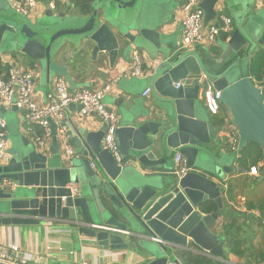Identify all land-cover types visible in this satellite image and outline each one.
<instances>
[{
	"label": "water",
	"instance_id": "obj_1",
	"mask_svg": "<svg viewBox=\"0 0 264 264\" xmlns=\"http://www.w3.org/2000/svg\"><path fill=\"white\" fill-rule=\"evenodd\" d=\"M113 1L122 7H133L137 0ZM219 1L203 0L206 24L217 17ZM223 1L228 5L232 2ZM97 5L83 26L55 32H49V28L56 26L57 20L55 24L32 27L0 16V46L41 61L48 75L52 69L59 72L54 51L67 35L90 38L95 42L93 53L108 52L111 62L118 56L119 37L160 48L159 24L146 13L137 19L135 29L139 34L134 35L114 12H105L101 22ZM258 45L264 46V5L232 32L222 57L230 60L238 55L235 61L209 78L214 88L222 91L221 99L238 128L240 148L253 142L264 150V91L248 75L245 64ZM169 65L154 75L155 90L160 95L158 105L132 112L116 132L121 155L129 163L120 164L102 146L106 124L98 132L70 128L78 152L85 156L71 161L61 157L56 129L51 156L26 141L14 145L8 159L0 160V226L40 225L56 220L72 227L75 236L95 240L105 250H127L131 242L137 241L154 256L146 264H190L191 260L184 258L185 252L208 256L213 264H232L226 259L223 238L211 231L218 214L206 215L198 209L219 189L210 176L223 178L231 172L229 166H223L208 152V145L218 143V131L201 97L204 82L179 88L174 85L200 72L202 64L194 55H183ZM10 111L19 109L16 105L1 108L2 113ZM50 121L55 128L54 120ZM176 149L189 165L202 171L194 170L180 178L171 171L156 170L169 167L167 163L173 161ZM136 161L151 172L143 174ZM71 183L77 185L78 193ZM216 201L221 208V198ZM129 230L128 243L124 232Z\"/></svg>",
	"mask_w": 264,
	"mask_h": 264
},
{
	"label": "crops",
	"instance_id": "obj_2",
	"mask_svg": "<svg viewBox=\"0 0 264 264\" xmlns=\"http://www.w3.org/2000/svg\"><path fill=\"white\" fill-rule=\"evenodd\" d=\"M50 1L40 0L38 11L33 18H26V20L10 7L8 0H0V16L21 20L29 26L38 27L47 26L53 22L55 24L56 20L51 18L61 17L64 14V17H69V22L56 28H78L89 20L95 10V4H98L101 22H104L105 12H114L116 18L125 21L132 28L131 32L134 35L139 34V31L135 29L137 19L141 14L146 13L148 17L152 18L151 20L159 24L158 31L161 35V43L160 48L149 42L143 46L137 41L133 42L124 37H119L118 56L114 62H111L108 52L93 53L95 42L90 38L67 36L63 39L62 45L54 51L53 60L60 69L59 72H53V76L47 74L45 65L41 61H34L16 50L0 46V63L2 66L9 67L10 64H18L19 60L26 62V65H22L23 68L34 72L36 97L43 104L47 102L48 92L54 88L55 83L61 77L68 81L71 92L82 88L93 90L108 88L103 101L118 114L119 126H121L125 124L126 117L132 112L147 110L149 107L158 105L160 95L155 90L154 75L158 70L162 69L163 71L167 63L171 64L170 67L183 55L196 56L203 69L187 76L186 79L180 80L185 82L184 86H193L198 82L199 74L206 73L208 76L219 74L238 56L230 60H225L222 57L232 33L227 36L221 34L216 42L210 46L195 45L182 48L181 17L176 12L180 6L179 0H137L133 7L119 6L113 0H93L92 11L88 14H80L73 0H56L55 8H51ZM259 4L258 0H232L231 4L228 5L220 0L216 6L218 15L211 21L217 22L221 14L229 16L232 18L233 32L237 27L243 25V22L251 16L252 12L260 10L262 5ZM55 31L56 29L53 30V32ZM137 38L139 39V37ZM262 49L264 46L258 45L256 52ZM135 54H139L141 58L142 73L140 76L128 75L127 73L130 66L137 64L134 58ZM253 54L248 57L245 63L246 69L248 75L264 90V78L262 80L256 79L249 72ZM164 62L165 65H162ZM34 67L36 69H32ZM192 76L193 78H191ZM147 88H150V93L145 95ZM201 97L203 99L202 90ZM73 105L72 107L69 106L66 111L68 134L71 143L76 148L75 157L84 158L83 153L77 150L76 143L73 141L74 135H72L70 128L77 130V128L83 127L87 131L98 132L105 123L98 116L91 119L81 118L79 106ZM204 106L218 131V143H212L207 147L209 155L216 161H220L223 166H229L227 168L231 172L225 174L223 178L215 175L210 176L219 189L216 193H211L208 199L203 200L198 209L206 215L218 214V218L211 226V231L214 235L223 238V249L229 262L232 264H264V228L262 224L264 213L260 209L261 203L264 202V162L261 161L255 168L242 169L239 163L240 146L238 151H233L231 148L230 131L236 124L228 107L224 104L220 113L214 115L209 112L205 102ZM0 116L7 122L9 153L14 145L24 141L34 146L32 136L27 130L24 110L7 113L0 111ZM222 118L223 121H221ZM103 141L104 137L102 146L105 147ZM60 152L61 157L65 159L61 143ZM43 153L51 156L50 149ZM172 153L173 161L167 163L169 167L164 165L162 168H156V170L171 171L174 174L175 154L179 153V149ZM123 162L127 164L130 161L123 158ZM135 163L143 174L151 172L137 161ZM193 168L196 171H202L197 166H193ZM218 197L221 198V208L216 201ZM124 233H126V240L129 243L130 230ZM0 245L20 246L30 263L40 261L43 264H146L154 258L153 254L137 241L131 242L127 250H105L95 240L86 238L84 235L75 236L72 227L56 220H47L40 225H2L0 226ZM193 247L200 250V247L194 244ZM183 255L185 259L187 257L191 260L190 264H213L208 256L197 255L192 252H185ZM202 260L207 262H202Z\"/></svg>",
	"mask_w": 264,
	"mask_h": 264
},
{
	"label": "built area",
	"instance_id": "obj_3",
	"mask_svg": "<svg viewBox=\"0 0 264 264\" xmlns=\"http://www.w3.org/2000/svg\"><path fill=\"white\" fill-rule=\"evenodd\" d=\"M10 7L18 14L27 18H33L40 6V0H8ZM180 6L176 12L181 17L182 40L181 47L188 48L195 45L210 46L216 42L221 34L230 35L233 30L232 18L226 15H219L217 22L210 21L205 23V12L201 4L203 0H179ZM259 5H264V0H258ZM51 8H55L56 0L50 1ZM136 65L130 66L127 70L128 75L140 76L141 58L135 54ZM193 78V76L191 77ZM199 82H204L202 87L203 100L211 114L220 113L222 106V91L214 88L208 74L201 73L197 77ZM34 72L25 69L18 64H10L6 72L0 74V111L1 108H11L16 105L19 110L25 111L27 130L32 136L35 148L40 152L50 149L53 130L57 131V139L61 143L65 159L71 161L76 155V148L71 143L67 125L66 111L72 105L80 106L79 115L81 118L98 116L107 125L104 135V146L108 148L115 159L121 164L123 157L116 138L119 126V116L115 110L110 109L103 101L108 88L88 89L82 88L71 92L70 85L65 78H59L47 94V102L41 103L35 93ZM184 81L175 83L177 88L184 85ZM150 93L147 88L145 95ZM53 119L56 127L51 124ZM231 148L233 151L239 150L238 128L234 125L230 131ZM8 130L7 122L0 117V160L4 161L10 156L8 152ZM238 153V152H237ZM176 166L173 173L178 177H183L194 170L189 165L188 159L181 153L175 154ZM92 166H95L92 163ZM75 193H78L77 185L70 184ZM264 228V214L262 216ZM117 230L116 228H109ZM0 264H43L40 261L30 263L21 250L20 246L0 245ZM168 264H176L168 262Z\"/></svg>",
	"mask_w": 264,
	"mask_h": 264
},
{
	"label": "trees",
	"instance_id": "obj_4",
	"mask_svg": "<svg viewBox=\"0 0 264 264\" xmlns=\"http://www.w3.org/2000/svg\"><path fill=\"white\" fill-rule=\"evenodd\" d=\"M77 11L80 14H88L92 11L93 0H73ZM227 36V35H226ZM225 36V37H226ZM9 69L7 66H2L0 63V74L6 72ZM249 72L256 79L262 80L264 78V49L255 52L250 61ZM223 121V118L221 119ZM241 149V157L239 158V163L242 169L255 168L262 161L264 162V150L257 144L250 142L246 144ZM257 181V180H254ZM261 211L264 213V202L260 205ZM206 260H202L205 262ZM207 262V261H206Z\"/></svg>",
	"mask_w": 264,
	"mask_h": 264
},
{
	"label": "rangeland",
	"instance_id": "obj_5",
	"mask_svg": "<svg viewBox=\"0 0 264 264\" xmlns=\"http://www.w3.org/2000/svg\"><path fill=\"white\" fill-rule=\"evenodd\" d=\"M19 16H21L22 18H27V17H25V16H23V15H20V14H18ZM69 17L67 16V17H63V18H61V17H52L51 19L52 20H57V21H59V23H58V25L57 26H50V28H49V32H53V30L54 29H56V30H60V29H64V28H67V29H75V28H73V27H61V28H56V27H58V26H62L63 24H65L66 25V23H68L69 21V19H68ZM28 19V18H27ZM26 19V20H27ZM56 22V21H55ZM254 22V20L252 19V23ZM30 23V22H29ZM54 23V22H53ZM33 27H34V25H32ZM67 36H69V37H75V36H77V35H67ZM66 37V36H65ZM18 64L20 65V66H22V65H26V62H20L19 60H18ZM32 69H36L35 67L34 68H32ZM51 75L53 76V69H52V72H51ZM264 91V90H263Z\"/></svg>",
	"mask_w": 264,
	"mask_h": 264
}]
</instances>
